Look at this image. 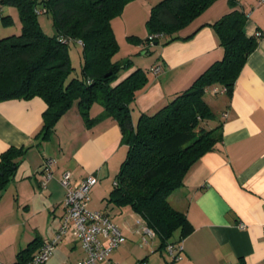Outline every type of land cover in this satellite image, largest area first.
<instances>
[{"label":"crops","instance_id":"1","mask_svg":"<svg viewBox=\"0 0 264 264\" xmlns=\"http://www.w3.org/2000/svg\"><path fill=\"white\" fill-rule=\"evenodd\" d=\"M157 1L131 0L111 21L119 45L114 58H131L130 70L140 67L148 78L130 104L133 125L141 113L156 111L222 56L211 26L221 15L231 8L243 11V31L256 38L231 93H215L212 102L206 100L217 110L213 111L215 118L205 124L211 127L221 122V140L190 166L182 184L168 195L169 203L185 214L192 227L180 239L181 258L173 264H264V37L255 35L264 26V4L214 0L177 31L180 38L167 43L165 35L157 43L127 39L148 35L144 23ZM148 51L154 53L145 59L136 57ZM156 65L162 68L157 73L152 70ZM45 108L38 95L0 100V152L11 145L25 149L0 189V264H14L18 253L32 241L36 246L31 254H35L57 231L64 211V189L59 182L63 171H69L74 182L89 173L97 176L87 207L106 214L125 237L110 252L109 261L97 264H168L170 256L159 248L158 236L142 232L139 215L107 199L127 151L117 121L105 116L88 126L74 101L49 136L41 139L34 135ZM102 109L93 102L89 114L95 117ZM47 156L55 162L43 187L42 164ZM83 256L79 240L66 234L42 264H74Z\"/></svg>","mask_w":264,"mask_h":264},{"label":"trees","instance_id":"2","mask_svg":"<svg viewBox=\"0 0 264 264\" xmlns=\"http://www.w3.org/2000/svg\"><path fill=\"white\" fill-rule=\"evenodd\" d=\"M129 1L0 0V4L16 7L20 21L19 32L0 36V100L40 96L46 108L34 137L41 139L49 136L74 101L88 126L102 117H113L127 151L107 199L117 206H129L155 231L159 248H165L192 229L185 214L169 203V193L182 184L190 166L221 140L222 123L211 127L205 124L215 118L204 98L206 89L219 85L226 87L225 93H231L247 55L256 46V38L243 31V11L231 8L221 15L211 26L222 56L156 111L141 113L133 125L130 104L148 78L146 71L137 67L113 82L118 73L131 67L132 60L114 58L119 45L111 24ZM213 1L158 0L145 21L148 35H129L128 39L157 43L165 35L167 43L180 38L177 31ZM37 6L46 8L54 33L42 29L35 12ZM1 18L4 23L12 21L8 14ZM70 41L81 42L83 61L79 76H71L74 67L68 53ZM93 102L103 108L95 117L89 114ZM24 150L11 145L0 152V189L13 175ZM35 246L32 241L21 250L15 264L27 263Z\"/></svg>","mask_w":264,"mask_h":264},{"label":"built area","instance_id":"3","mask_svg":"<svg viewBox=\"0 0 264 264\" xmlns=\"http://www.w3.org/2000/svg\"><path fill=\"white\" fill-rule=\"evenodd\" d=\"M257 4L263 5L264 0H257ZM35 12L37 14L45 13L46 8L44 6H37ZM255 35L256 37H264V26L258 28ZM151 37V35L148 36V38ZM78 42L81 43L80 41ZM152 70L157 73L162 68L160 65H156ZM206 91H210L211 93H225L226 87L214 85L206 89ZM222 114L226 116L227 112L225 111ZM54 162L55 159L49 156L43 160L42 171L44 177L41 180V186L43 187L52 175L51 167ZM59 182L64 189L62 200L64 211L59 227L50 239L41 244L40 249L25 264H42L50 257L58 242L66 234H70L79 240L84 253V256L74 264H97L99 261H109L110 252L120 245L125 237L119 227L106 214L87 207L90 199V188L97 182V176L89 173L74 182L71 173L69 171H63L59 177ZM138 223L140 224L142 232L151 237L156 235L155 231L148 227L140 216ZM182 248L183 246L180 240L166 244L165 250L169 254L172 263L181 258ZM110 264L114 263L110 262Z\"/></svg>","mask_w":264,"mask_h":264},{"label":"rangeland","instance_id":"4","mask_svg":"<svg viewBox=\"0 0 264 264\" xmlns=\"http://www.w3.org/2000/svg\"><path fill=\"white\" fill-rule=\"evenodd\" d=\"M2 9H3L2 12L4 13L3 15H5V14L7 15L10 13V16L13 17V21L4 23L2 21L1 16H0V36L19 32L20 21L18 19V13H17L16 7L13 6L12 4L3 3ZM37 18H38V21H39L42 29L45 32H47L48 34H51L52 28H53L51 17L47 13H40V14H37ZM137 22H138V19H137ZM144 25H145V23H144ZM145 30L147 31L146 26H145ZM127 39H128V37H127ZM68 53H69V57H70V62L72 64V66L74 67L73 71L71 72V76H79L80 71H81L82 61H83L81 45H78L75 41H70L69 45H68ZM153 53L154 52L149 53V51L146 53H143V54L137 53L136 57H144V59H145L148 57L149 54H153ZM129 70H130V68H129ZM130 71L122 70L120 73L117 74V77H116V79H114L113 82H117L118 80L122 79L128 73H130ZM215 95H217V94L207 91L204 94V98L206 100H208L209 102H212L213 99L216 97ZM212 108H213L212 110L216 112L217 108L215 106H213Z\"/></svg>","mask_w":264,"mask_h":264},{"label":"water","instance_id":"5","mask_svg":"<svg viewBox=\"0 0 264 264\" xmlns=\"http://www.w3.org/2000/svg\"><path fill=\"white\" fill-rule=\"evenodd\" d=\"M52 31H53V33H54V27L52 28Z\"/></svg>","mask_w":264,"mask_h":264}]
</instances>
